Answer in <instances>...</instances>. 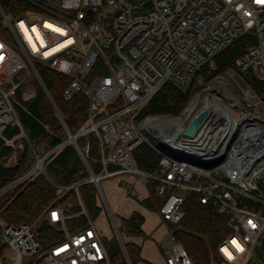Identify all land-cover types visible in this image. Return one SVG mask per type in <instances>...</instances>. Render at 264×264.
I'll use <instances>...</instances> for the list:
<instances>
[{
	"label": "built area",
	"instance_id": "obj_1",
	"mask_svg": "<svg viewBox=\"0 0 264 264\" xmlns=\"http://www.w3.org/2000/svg\"><path fill=\"white\" fill-rule=\"evenodd\" d=\"M24 1L43 10L27 9L14 16L0 0V141L13 148L7 162L18 157V147L23 146L19 141L27 137L17 112L18 93L29 99L39 83L45 87L37 63L47 64L71 78L63 93L66 99L83 92L90 102V123L79 135L98 137L103 173L96 174L90 167L89 144L81 147L71 141V133L66 142L75 144L98 190L103 177L119 174L136 173L145 182L155 180L162 198L160 214L172 223L185 217L187 197L199 192L203 203L228 214L231 228L211 264H248L264 235V210L242 202L264 205L255 194L264 193V119L240 106V100L224 86L222 75L246 81L244 72L252 71L264 79V0ZM250 31L257 40L236 66L210 78L199 73L216 52ZM97 66L106 73L91 77ZM215 70L211 62L207 73ZM196 76L182 110L185 119L165 116L137 121V110L165 82L186 87ZM248 85L245 93L263 102ZM201 90L208 113L196 131L186 135L183 128L196 112L193 105ZM15 125L21 131L8 136ZM145 142L160 154L159 166L151 174L139 168L134 155ZM31 149L37 165L5 185L0 197L36 170L43 171L54 152H47L43 159ZM71 187L79 192L76 184ZM81 205L89 225L76 232L67 227L66 220L77 215H69L67 205L52 207L37 225L0 219V240L8 248L0 255V264H111L105 236ZM44 218L65 235L48 247L42 245L37 231ZM121 247L132 264L125 245ZM165 259L166 264H195L181 242L165 252Z\"/></svg>",
	"mask_w": 264,
	"mask_h": 264
},
{
	"label": "trees",
	"instance_id": "obj_2",
	"mask_svg": "<svg viewBox=\"0 0 264 264\" xmlns=\"http://www.w3.org/2000/svg\"><path fill=\"white\" fill-rule=\"evenodd\" d=\"M1 2L14 16L21 15L27 9L43 10L42 7L24 0H1ZM256 40L254 31L239 34L231 43L216 52L199 73L210 78L229 67L236 66L239 58L255 44ZM211 62L216 70L208 74ZM37 67L45 87L39 83L35 96L29 99H22L18 93L20 103L17 104V112L27 137L23 139L24 148L14 164L7 163L13 148L0 141V190L34 167L36 159L31 146L38 155H42V148L44 153L52 150L54 152L44 162L45 171L36 170L23 183L2 194L0 219L14 225L21 223L37 225L52 207L64 205L70 195L78 198L77 189L71 186L80 183L81 199L89 217L95 222L103 211L98 200L97 187L92 182H85L90 178V172L75 144L66 142L70 133L79 135L89 126L90 102L83 92L66 99L63 93L71 78L47 64L37 63ZM105 73V69L97 66L91 72V77L95 78ZM244 75L248 84L264 100V79L259 78L252 71L244 72ZM197 76L193 83L186 87L170 81L165 82L158 92L137 110V121L141 123L148 117L178 115L190 99ZM104 113L105 110L99 116ZM20 131V127L15 125L9 128L7 135L13 136ZM77 141L81 147L90 145L88 156L90 167L94 173L102 174L104 166L100 160L101 147L98 137L94 133L79 135ZM134 155L139 168L148 174L159 166L160 154L147 142L141 144L134 151ZM109 167L114 168L113 165ZM146 183L149 195L140 202L148 209L160 213L162 198L157 194V182L150 179ZM242 203L250 208L264 210V205L251 200H244ZM185 209L186 215L180 222L169 224L173 238L175 242H181L186 247L195 264H211L218 245L231 231L228 214L220 212L212 203H203L199 192H193L187 197ZM82 211L83 206L79 204L68 207L69 215L77 214L66 220L69 231L76 232L89 225V218ZM145 220L144 214L138 210L128 217L121 216V231L129 237L150 238L143 229ZM64 237V233L52 225H48L38 233V238L44 247L51 246ZM104 243L111 264H128L116 237H104ZM125 247L132 264L141 262L152 264L151 261L143 258V247L138 242L129 240L125 243ZM7 250V246L0 240V255L5 254ZM248 264H264V235Z\"/></svg>",
	"mask_w": 264,
	"mask_h": 264
},
{
	"label": "rangeland",
	"instance_id": "obj_3",
	"mask_svg": "<svg viewBox=\"0 0 264 264\" xmlns=\"http://www.w3.org/2000/svg\"><path fill=\"white\" fill-rule=\"evenodd\" d=\"M222 79L224 82V86H226L227 89L230 91V93L234 94V96L240 100V106L242 108L247 109L251 113H255L259 118L264 119V100H263V102H261L258 98H257V100H255L256 97H252V99H251L245 93V90L249 89V85H248L247 81L242 79V77H240V76H237L236 80H234L227 73H224L222 75ZM252 89H253V87H252ZM261 98H262V96H261ZM205 100H206V96L204 95L203 90H201V94H199L197 96V98L194 102L193 111L197 112L198 110L203 109L205 106ZM210 106H212V105H210ZM159 117H165V116H154L151 118H159ZM167 117L173 118V119H185L183 111H181L178 115L167 116ZM19 142L23 143L22 147H18L19 152H21L22 149L24 148V140H20ZM41 152H42V155H40V158L44 159L46 157L47 153H44L43 148H42ZM35 159H36V157H35ZM7 161H8V159H7ZM16 161H17V157H14L11 162H9V163L7 162V163L8 164H14ZM36 165H37V159H36L34 167ZM127 174H131L134 177H137L142 183L147 184L143 180L142 175L136 174V173H127ZM263 175H264V172H262L261 176H263ZM119 176L120 175L103 177L100 180V187H101L102 193L100 190H98V189L97 190H98V200L100 201L101 206L103 207V212H102L101 216H99L95 220V222L98 224V226H99V228H100V230L104 236H112V237L114 236L118 239V241L121 245H125V243L127 241H129L130 238H128L126 236V234L121 231V221H120L121 214L120 213H122V211H120V207H115L116 203H114V201H115L116 197H114V201H113V193H112L113 190L109 186V182L116 183L115 181L118 180ZM261 176L258 178V180L261 179ZM129 187H130L129 183L126 182L125 185L122 187V189L128 188V191H129L130 190ZM144 187H146V186H144ZM122 189H120V188L116 189L117 190V198L119 201H122V196H123V195H121ZM145 189L141 191V194H144L146 192ZM118 192H119V194H118ZM131 192H133L132 189H131ZM115 193H116V191H115ZM255 194L262 201H264V193L255 192ZM135 196L137 197V195H135ZM81 203L84 205V202L81 199V195L78 192V198L74 197V195H70L67 202L64 205L71 207V206L76 205V204L81 205ZM157 222H158V220L154 219L153 216H150V214H149L146 227H148V225L150 223L156 224ZM158 224L159 223H157V225ZM169 224H170V222L163 219V217H162V222L158 225V228L154 232L152 240L143 243L145 257L148 258V260H151V257H150L151 254L150 253H153V254L156 253L159 255L160 258H162L161 255H163V254L165 255V252L167 250L171 249L173 244L175 243V240L173 238ZM164 258H165V256H164ZM126 260H127V258H126ZM127 263H128V260H127Z\"/></svg>",
	"mask_w": 264,
	"mask_h": 264
},
{
	"label": "crops",
	"instance_id": "obj_4",
	"mask_svg": "<svg viewBox=\"0 0 264 264\" xmlns=\"http://www.w3.org/2000/svg\"><path fill=\"white\" fill-rule=\"evenodd\" d=\"M119 175L120 176H119L118 180L115 181L116 183L109 182V186L113 190V192H112L113 193V201H114V197H116L115 201H114V203H116L115 207H120V211H122V213H120V214H121V216H124V217L130 216L132 214V212H134L135 210H138L144 214L146 220L143 224V229L148 235H150V238L145 239L144 237H141V236H130V237L127 236V237L130 238V240L136 241L142 245V247H143L142 256L144 259L148 260V258L145 257L143 243L152 240L154 232L158 228V225L162 222V215L158 211L148 209L147 207L142 205L140 202V200L148 197V195H149L147 184L142 183L137 177H134L131 174L125 173V174H119ZM126 182L129 183V185H130L129 191H128V188L122 189V187L125 185ZM144 186H146V187H144ZM118 187L120 189H122V191H121V195H123L122 201H119L117 198V190L116 189H119ZM143 188L144 189L146 188L145 189L146 192L144 194H141V191L144 190ZM131 189L133 192H131ZM115 191H116V193H115ZM118 194H119V192H118ZM135 195H137V197ZM102 212H101V214H102ZM101 214H100V216H101ZM149 214H150V216H153L154 219L158 220V222H157V223H159L158 225H157V223L156 224L150 223L148 225V227H146ZM95 225L100 230V228L96 222H95ZM105 237L111 238L112 236H105ZM150 254H151L150 255L151 260H148V261H151L152 264H166V259L164 258V256H165L164 254L161 255L162 258H160L159 255L156 253H154V254L150 253ZM140 264H147V263L141 262Z\"/></svg>",
	"mask_w": 264,
	"mask_h": 264
},
{
	"label": "water",
	"instance_id": "obj_5",
	"mask_svg": "<svg viewBox=\"0 0 264 264\" xmlns=\"http://www.w3.org/2000/svg\"><path fill=\"white\" fill-rule=\"evenodd\" d=\"M147 5L150 6V2L147 3ZM208 113L207 109H200L197 112H195V114L190 118V120L186 123V125L184 126L183 130L184 133L186 135H192L196 129L202 124L203 120L206 118ZM85 132V130L83 131ZM77 137L78 135H70V140L76 142L77 141ZM43 171L45 169V167H42ZM217 177L221 176L220 172H216L215 173ZM224 179L226 181H229V177L228 176H224ZM86 182H92L91 179L87 180ZM77 187H79L80 184H76ZM49 225L48 219L44 218L41 223L37 226V231H41L44 228H46Z\"/></svg>",
	"mask_w": 264,
	"mask_h": 264
},
{
	"label": "bare ground",
	"instance_id": "obj_6",
	"mask_svg": "<svg viewBox=\"0 0 264 264\" xmlns=\"http://www.w3.org/2000/svg\"><path fill=\"white\" fill-rule=\"evenodd\" d=\"M60 46H61V45H58L57 48H59ZM167 124L170 125V126H174L175 128H176V126H177V125L175 126V124L172 123V122H168Z\"/></svg>",
	"mask_w": 264,
	"mask_h": 264
}]
</instances>
